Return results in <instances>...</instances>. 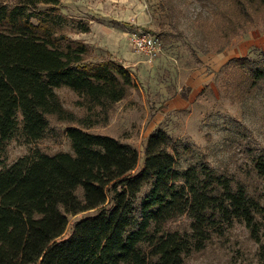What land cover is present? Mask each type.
Wrapping results in <instances>:
<instances>
[{"label":"trees","instance_id":"16d2710c","mask_svg":"<svg viewBox=\"0 0 264 264\" xmlns=\"http://www.w3.org/2000/svg\"><path fill=\"white\" fill-rule=\"evenodd\" d=\"M63 8L64 0H0L2 150L20 134L27 143L46 138L51 117L92 127L94 115L108 118L138 86L112 54L93 59L86 41L70 37L67 29L89 33L91 25ZM262 58L233 59L248 69L251 91L264 81ZM64 86L88 116L65 106L57 92ZM67 135L72 153L35 150L0 167V264H185L237 223L258 244L257 264H264V183L252 191L207 162L180 169L182 146L161 129L147 142L141 171L140 152L130 144L76 126ZM184 150L191 153V145ZM252 162L264 181V152ZM87 211L96 213L65 238L69 216ZM184 217L188 226L174 229Z\"/></svg>","mask_w":264,"mask_h":264},{"label":"rangeland","instance_id":"374dc122","mask_svg":"<svg viewBox=\"0 0 264 264\" xmlns=\"http://www.w3.org/2000/svg\"><path fill=\"white\" fill-rule=\"evenodd\" d=\"M62 11L91 25L89 33L67 29L70 37L86 41L94 50L93 59L112 54L131 70L138 86L112 108L108 118L94 115L92 127L51 117L52 131L46 138L27 143L20 134L5 150L0 148V167L35 150L74 152L67 128L76 126L135 147L141 156L137 171H141L147 142L161 129L182 146L180 169L207 162L219 172L233 173L252 191L262 189L264 181L252 170V160L264 152V81L249 90L248 69L233 59H263L264 5L248 0H64ZM136 31L160 38L159 56L150 57L133 47L131 34ZM57 92L79 118L88 116L72 89L64 86ZM187 144L191 153L184 150ZM149 189L140 195L139 206ZM95 213L70 215L65 238L77 221ZM189 222L184 217L172 226L187 227ZM257 249L246 226L237 223L185 264H257Z\"/></svg>","mask_w":264,"mask_h":264},{"label":"built area","instance_id":"2783aa9c","mask_svg":"<svg viewBox=\"0 0 264 264\" xmlns=\"http://www.w3.org/2000/svg\"><path fill=\"white\" fill-rule=\"evenodd\" d=\"M133 47L150 57H157L162 52V42L158 36L147 31H136L132 34Z\"/></svg>","mask_w":264,"mask_h":264}]
</instances>
